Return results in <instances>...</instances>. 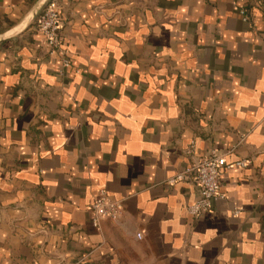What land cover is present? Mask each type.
Segmentation results:
<instances>
[{"label":"crops","instance_id":"obj_1","mask_svg":"<svg viewBox=\"0 0 264 264\" xmlns=\"http://www.w3.org/2000/svg\"><path fill=\"white\" fill-rule=\"evenodd\" d=\"M37 1L0 0V264H264V0H53L56 49ZM212 148L247 165L194 219Z\"/></svg>","mask_w":264,"mask_h":264},{"label":"built area","instance_id":"obj_2","mask_svg":"<svg viewBox=\"0 0 264 264\" xmlns=\"http://www.w3.org/2000/svg\"><path fill=\"white\" fill-rule=\"evenodd\" d=\"M242 20L247 21L244 12H240ZM35 29L41 34L45 43L50 49H56L59 46L61 34V22L57 9V5L53 0H49L35 19ZM67 66V62L64 61ZM234 148L219 151L210 149L207 154L183 166L169 180L170 184L191 180L197 187L198 195L195 201L188 206L187 213L194 219L211 213L213 203L217 200H224L221 192V174L224 169L244 168L247 165L245 160H239L227 164L226 157L233 153ZM194 152V142H191L186 150L188 155ZM122 212V204L120 201L110 198L107 193L102 190L93 199L90 204V221L94 228L99 226L101 219L107 218L116 221L120 218ZM234 214H238L235 210Z\"/></svg>","mask_w":264,"mask_h":264},{"label":"water","instance_id":"obj_3","mask_svg":"<svg viewBox=\"0 0 264 264\" xmlns=\"http://www.w3.org/2000/svg\"><path fill=\"white\" fill-rule=\"evenodd\" d=\"M49 0H38L37 3L35 4L33 10L30 12L29 16L26 18L25 22L23 25H26L28 21L30 20H35L44 5L48 2ZM4 36H0V40H2Z\"/></svg>","mask_w":264,"mask_h":264}]
</instances>
